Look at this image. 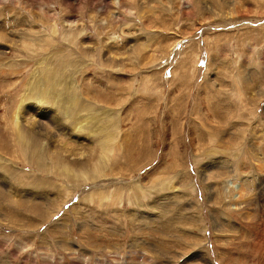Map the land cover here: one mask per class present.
Here are the masks:
<instances>
[{
	"label": "rangeland",
	"instance_id": "374dc122",
	"mask_svg": "<svg viewBox=\"0 0 264 264\" xmlns=\"http://www.w3.org/2000/svg\"><path fill=\"white\" fill-rule=\"evenodd\" d=\"M119 1L0 0V264H264V0Z\"/></svg>",
	"mask_w": 264,
	"mask_h": 264
},
{
	"label": "bare ground",
	"instance_id": "6f19581e",
	"mask_svg": "<svg viewBox=\"0 0 264 264\" xmlns=\"http://www.w3.org/2000/svg\"><path fill=\"white\" fill-rule=\"evenodd\" d=\"M9 1V0H8ZM76 1V0H75ZM126 1V0H125ZM132 1V0H131ZM145 2H147L146 0H144ZM143 1V2H144ZM195 1V0H194ZM198 1V0H197ZM200 1V0H199ZM223 1V0H222ZM227 1V0H226ZM66 2V1H65ZM89 2V1H88ZM87 2V3H88ZM103 2V1H102ZM117 2V1H116ZM202 2V1H201ZM207 2V1H206ZM86 3V4H87ZM134 2L132 1V4H133ZM141 3L142 2H140V5H141ZM225 3V2H224ZM65 4V3H64ZM63 4V5H64ZM94 4V3H93ZM103 4H105V2L103 3ZM143 5H145L144 3H142ZM198 4V3H197ZM200 4V3H199ZM89 5V4H88ZM97 5H98V3H97ZM139 6V5H138ZM64 7V6H63ZM67 7V6H66ZM92 7V6H91ZM90 7V8H91ZM100 8H99V11H98V14H105L107 11H106V9H110L111 7H115L116 8V16H117V18H122V12L123 11H127L128 10V7H127V5H126V3H123L122 2V0H120L119 1V4H117V5H115V6H112V5H100L99 6ZM123 7H124V9H123ZM54 8V7H53ZM84 8V7H83ZM210 8V7H209ZM64 9H66V8H64ZM68 9V8H67ZM67 9L65 10V11H67ZM53 10V9H52ZM69 10V9H68ZM92 10V9H91ZM95 10H96V8H95ZM234 10V9H233ZM64 11V10H63ZM70 13V12H69ZM114 13V12H113ZM124 13H126V12H124ZM67 14V13H66ZM97 14V15H98ZM65 15V14H64ZM100 15V16H101ZM124 15V14H123ZM144 15V14H143ZM230 15V14H229ZM95 16V15H94ZM93 16V17H94ZM98 17V16H97ZM92 20H95L94 18H91ZM114 21H115V19H113ZM60 21H61V23H63V24H69L70 26L71 25H74V24H76V18H74V17H72L71 15H69V16H64V17H62V18H60ZM101 21H104V20H101ZM40 23V22H39ZM79 23H81V21H79ZM82 24H83V21H82ZM110 24V23H109ZM101 25V24H100ZM102 26V25H101ZM72 27V26H71ZM110 27V26H109ZM16 28V27H15ZM14 28V29H15ZM83 29H89V28H91L90 26H88V25H85V26H83L82 27ZM5 29H7L8 30V28H5V26L3 25V24H0V39H2V40H4V41H7V43L8 42H14L15 40H20L21 39V37L20 36H18V30L17 31H15V32H13L12 33V31H11V33L9 32V30H8V32H7V34L5 33ZM75 30V29H74ZM14 31V30H13ZM53 31V30H52ZM23 34H25V33H23ZM84 35V34H83ZM87 35V34H86ZM89 38H90V36H89ZM19 42V41H18ZM86 42H88V37H86L85 38V42H83V43H86ZM2 43V42H1ZM10 44V43H9ZM15 44V43H14ZM14 44H10L9 46H11V45H14ZM83 45V44H82ZM8 46V45H7ZM8 46V47H9ZM112 46L113 45H111V48H112ZM12 48V47H11ZM84 48V47H83ZM109 49V48H108ZM7 47L6 48H4V45H1L0 44V56H5L6 55V53H7ZM111 50V49H110ZM60 51V50H59ZM114 52V51H113ZM122 53V52H121ZM109 55V54H108ZM108 58V57H107ZM110 58H112V57H110ZM117 58H119V57H117ZM106 59V58H105ZM109 59V58H108ZM115 60H116V58H114ZM108 61V60H107ZM243 70V69H242ZM33 83H35V82H33ZM39 84V86L41 87V88H43L42 90L40 89V88H37L38 89V98H37V102H39L38 104L37 103H32L31 105H30V109H27L26 110V113L25 114H31V113H34V115H30L31 117H29V118H27V117H24V119H25V121H26V123L30 126V129H31V131H33V133H35V134H37V135H40V136H43V137H47V138H51V139H55V142H58V140H59V137L63 134V122H64V120H63V113H61V112H59V111H57V110H55V109H53V108H45L43 105H42V103H44L43 101L46 99V102L48 101L49 103H48V105H50V104H53L54 102H55V95H56V91L57 90H54V89H50V91L49 92H52V96L50 97V96H46V94H47V92H48V90H44V87H46V85L44 84V83H38ZM38 85L36 86V87H39ZM64 86V85H63ZM252 86V85H251ZM60 87H62L61 85H60ZM68 87V86H67ZM61 89V88H60ZM65 89H66V87H65ZM69 90L71 91V89L69 88ZM66 91V90H65ZM96 97H100V91H98V93H97V95H96ZM64 98H66V97H64ZM84 99L85 100H87V101H89L88 100V98H86L85 96H84ZM103 99L104 100H108L109 99V97L108 96H104L103 97ZM257 100V99H256ZM63 101H64V99H63ZM62 101V102H63ZM66 101L67 100H65L63 103H66ZM46 102H45V104H46ZM26 104H28V103H25V104H23V106L24 105H26ZM22 106V107H23ZM46 106V105H45ZM20 112H21V109H20ZM28 116V115H27ZM34 116H36V117H34ZM2 120V119H1ZM15 123H20V121L18 120V119H16V122ZM22 123V122H21ZM25 123V124H26ZM0 124H1V126H0V133L2 134H0V151H2V152H5L6 154H10V155H14V152H15V150H14V147L12 146L13 144H11V143H9V141H8V137H7V135L6 134H4L3 133V124H2V122H0ZM15 125V124H14ZM14 125H11V127L12 126H14ZM27 125V126H28ZM17 126V125H16ZM18 127V126H17ZM18 128H20V125H19V127ZM5 131H8V129L7 130H5ZM5 136V137H4ZM127 138V137H126ZM22 139V142L23 141H25L24 143H29L28 142V140H26V138L25 137H22L21 138ZM50 140V139H49ZM54 141V140H53ZM51 142V141H50ZM54 142V143H55ZM60 142V141H59ZM61 143V142H60ZM53 144V143H52ZM15 146V145H14ZM31 147V146H30ZM29 147V148H30ZM55 147V146H54ZM126 147V146H125ZM63 148V147H62ZM63 150H65V147H64V149ZM69 150H71V149H69ZM129 150V149H128ZM56 152V151H55ZM65 152V151H64ZM59 153V152H58ZM65 153H67V152H65ZM52 154V153H51ZM62 154V153H61ZM72 154H73V151H72ZM78 154H80V153H78ZM77 154V155H78ZM54 155V154H53ZM74 155V154H73ZM77 155H75V157H78ZM82 157V156H81ZM80 157V158H81ZM77 159V158H76ZM210 167V166H209ZM220 168H218V175H216V176H219L220 177V174H221V172L223 173V174H225L226 172H224L226 169H224L223 168V166H219ZM206 173V172H205ZM208 173V172H207ZM210 173V172H209ZM159 175H160V173H159ZM222 175V174H221ZM211 176L209 175V174H206V180L207 179H209ZM212 178V177H211ZM217 178V177H216ZM222 178V177H221ZM225 178V177H224ZM2 179V175H0V180ZM157 179V178H156ZM4 181L5 182H7V180H6V178H4ZM152 181V180H151ZM225 181V180H224ZM0 184H1V182H0ZM5 185L6 186H8L7 185V183H3L2 184V188H5ZM9 187L12 189L13 188V186L11 187V185H9ZM3 192V191H2ZM2 192H0V193H2ZM39 198H42V199H46V200H49L50 199V197H49V195L46 193V195L45 196H38V195H36V194H33L32 192H28L27 193V195H26V197L24 198V197H19V198H13L12 196H10L9 194H8V196H6L5 197V199L7 200V202L9 201V202H15V203H20L19 201H26L27 199H33V200H35V199H39ZM32 200V201H33ZM43 200V201H44ZM17 201V202H16ZM42 201V202H43ZM47 202V201H46ZM26 203V202H25ZM32 204V203H31ZM35 204V203H34ZM37 204V203H36ZM36 206V205H35ZM34 209V208H33ZM39 209V208H38ZM141 218L142 219H146V220H151L152 218H153V216H151V214H149V212H147V213H145L144 215H142L141 216ZM141 220V219H140ZM197 260H202L203 261V263L204 264H209V261H208V259L206 258V256L205 255H203L202 257H200V258H198Z\"/></svg>",
	"mask_w": 264,
	"mask_h": 264
}]
</instances>
